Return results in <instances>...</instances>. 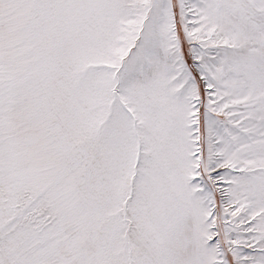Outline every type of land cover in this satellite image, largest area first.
Listing matches in <instances>:
<instances>
[{"label": "snow or ice", "instance_id": "obj_1", "mask_svg": "<svg viewBox=\"0 0 264 264\" xmlns=\"http://www.w3.org/2000/svg\"><path fill=\"white\" fill-rule=\"evenodd\" d=\"M0 264H264V0H0Z\"/></svg>", "mask_w": 264, "mask_h": 264}]
</instances>
